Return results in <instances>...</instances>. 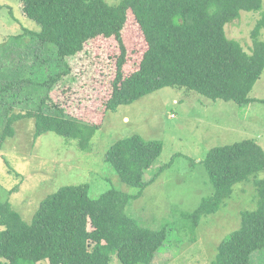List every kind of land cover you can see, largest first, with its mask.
I'll return each instance as SVG.
<instances>
[{"label": "trees", "instance_id": "obj_1", "mask_svg": "<svg viewBox=\"0 0 264 264\" xmlns=\"http://www.w3.org/2000/svg\"><path fill=\"white\" fill-rule=\"evenodd\" d=\"M261 6L262 0H19L20 12L39 26L27 33L53 48L38 54L30 77H0V149L14 135L13 122L27 117L34 120V137L51 131L84 149L108 111L166 86L247 103L264 68V41L258 39L264 10L251 30L250 52L228 38L224 26L241 10ZM87 76L89 89L79 83ZM15 103L22 113L10 114ZM161 149L159 141L134 134L106 150L118 178L138 187L132 195L109 189L91 197L86 183L62 185L40 201L30 222L7 201L0 203V264H111L114 257L118 264H151L167 228L139 225L124 205L156 178ZM201 162L214 192L188 216L192 232L236 182L264 170V150L243 139L210 148ZM253 183L256 207L241 211L239 228L219 243L210 264H248L264 248V178Z\"/></svg>", "mask_w": 264, "mask_h": 264}, {"label": "rangeland", "instance_id": "obj_2", "mask_svg": "<svg viewBox=\"0 0 264 264\" xmlns=\"http://www.w3.org/2000/svg\"><path fill=\"white\" fill-rule=\"evenodd\" d=\"M105 1L109 5L120 2ZM263 10L264 0L258 11L241 10L237 19L225 24L226 36L250 52V33ZM38 29L20 12L19 0H0V77H30L38 54L53 48L27 33ZM258 39L264 41V30ZM89 81L87 76L79 83L89 89ZM70 92L68 89L65 95ZM248 97L247 103L239 105L211 100L184 88L162 87L108 111L84 149L75 140L51 131L34 137L33 118L17 119L12 124L14 135L1 141L0 203L7 201L23 221L30 222L40 201L62 185L86 183L91 197L109 189L134 194L138 187L118 178L105 153L116 140L135 134L162 145L155 160L162 166L156 178L124 205L125 214L139 225L167 228L164 245L151 264H210L219 243L239 228L241 211L256 207L258 195L253 180L264 178L261 170L248 180L236 182L222 206L215 213L203 215L193 232L189 229L188 216L214 192L201 162L206 152L243 139H253L264 150V68ZM18 104H13L10 114L24 111ZM3 122L0 117V133ZM38 264L48 263L44 260ZM111 264H118L115 257ZM248 264H264V248L255 250Z\"/></svg>", "mask_w": 264, "mask_h": 264}]
</instances>
